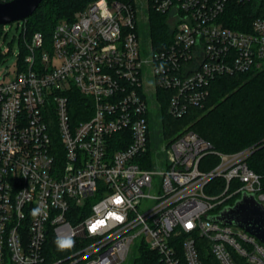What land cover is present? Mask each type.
<instances>
[{
	"label": "built area",
	"instance_id": "built-area-1",
	"mask_svg": "<svg viewBox=\"0 0 264 264\" xmlns=\"http://www.w3.org/2000/svg\"><path fill=\"white\" fill-rule=\"evenodd\" d=\"M252 1L106 0V17L95 0L49 40L40 31L24 38L16 77L0 83V264H124L130 254L133 264H205L203 253L219 264H264L263 242L213 219L244 193L264 206V176L247 163L253 149L223 153L188 129L158 140L151 130L162 99L182 118L204 106L216 77L264 66V17L250 31L223 20L231 5ZM150 7L166 15L159 50ZM210 154L213 167L203 162ZM215 179L221 192L209 194ZM117 192L131 202L120 209L125 221L89 235L93 209L113 208ZM50 233L72 235L77 250L49 262Z\"/></svg>",
	"mask_w": 264,
	"mask_h": 264
},
{
	"label": "trees",
	"instance_id": "trees-1",
	"mask_svg": "<svg viewBox=\"0 0 264 264\" xmlns=\"http://www.w3.org/2000/svg\"><path fill=\"white\" fill-rule=\"evenodd\" d=\"M93 1L95 0H43L34 14L23 21L20 45L23 46L24 38L29 39L38 31L49 40L56 24L61 20H74L75 15ZM108 1L133 3V0ZM149 14L148 33L154 48L159 50L167 45L166 39L169 38L166 15L155 12L151 7ZM259 17H264V0H254L237 6L231 5L223 14L225 26L241 31H250L252 22ZM1 33H3V26H0ZM21 54H24L23 50ZM160 94H163L162 91ZM74 97L75 105H82L85 100L77 90H74ZM167 108L168 101L162 99L158 114L151 120L154 139L158 140L159 135L168 139L188 129L208 141L218 152L235 153L252 148V154L247 161L248 166L264 176V67L259 70L216 77L209 85V95L204 106L190 108L182 118L171 117L167 113ZM79 118L85 119V117ZM203 162L210 163V167H213L218 164L219 159L216 155L210 154L205 156ZM222 182L221 179H215L207 187V192L220 193L221 188H217L216 185L221 186ZM85 208L78 209L82 217L88 214V209ZM55 239V236L50 233L46 247L49 262L68 258L77 250L78 245L75 244L71 250L58 251L54 244ZM201 257L205 264H219L209 253H203ZM70 263L71 260H66L62 264Z\"/></svg>",
	"mask_w": 264,
	"mask_h": 264
},
{
	"label": "water",
	"instance_id": "water-1",
	"mask_svg": "<svg viewBox=\"0 0 264 264\" xmlns=\"http://www.w3.org/2000/svg\"><path fill=\"white\" fill-rule=\"evenodd\" d=\"M43 0H12L0 2V26L20 22L31 17ZM213 219L238 225L264 243V206L254 194L244 193L233 206L225 207Z\"/></svg>",
	"mask_w": 264,
	"mask_h": 264
},
{
	"label": "clouds",
	"instance_id": "clouds-1",
	"mask_svg": "<svg viewBox=\"0 0 264 264\" xmlns=\"http://www.w3.org/2000/svg\"><path fill=\"white\" fill-rule=\"evenodd\" d=\"M106 0H99L98 7L102 9V15L110 16L111 14L107 11ZM164 65L161 64L159 70L162 71ZM109 202L113 205V208L107 209L103 215L99 214L100 206H96L93 210L97 212L96 218H89L86 222L88 224V233L89 235H96L102 230L106 229L111 223H123L126 219V216L120 211L121 208L128 204L131 206V202L127 200L126 196L122 192H117L109 198ZM42 209L37 206L31 209L30 215L35 218L41 215ZM195 225L192 221H187L184 224L186 230H191ZM54 244L58 251L71 250L75 246V239L72 235L57 236Z\"/></svg>",
	"mask_w": 264,
	"mask_h": 264
},
{
	"label": "rangeland",
	"instance_id": "rangeland-1",
	"mask_svg": "<svg viewBox=\"0 0 264 264\" xmlns=\"http://www.w3.org/2000/svg\"><path fill=\"white\" fill-rule=\"evenodd\" d=\"M145 24L146 20L141 21ZM18 22L5 26L6 32L0 34V83L13 80L16 77L18 66V55L21 50L20 38L22 35V27H18ZM143 47L145 48L144 41ZM262 66L260 69H262ZM259 70V69H258ZM175 136V135H174ZM228 207L224 205V208ZM135 249L132 246V250ZM134 256L130 254L124 264H133Z\"/></svg>",
	"mask_w": 264,
	"mask_h": 264
}]
</instances>
